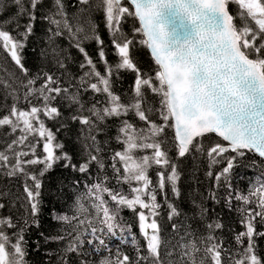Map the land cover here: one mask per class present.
Returning a JSON list of instances; mask_svg holds the SVG:
<instances>
[{"label":"snow or ice","instance_id":"1","mask_svg":"<svg viewBox=\"0 0 264 264\" xmlns=\"http://www.w3.org/2000/svg\"><path fill=\"white\" fill-rule=\"evenodd\" d=\"M42 3L44 0H10L9 6L16 12L0 19V48L10 54L23 77L15 72L8 73L7 80L0 77L4 99L12 100L10 108L7 104L0 107V111L8 108L0 116V128L7 127L10 134L20 133L0 150V175L24 177V214L15 219L0 215V264H31L25 233L33 226L40 227L43 177L58 165L85 175H90L93 165L98 170L96 180L85 182L84 190L74 196L70 215L53 210L52 219L63 225L60 233L40 234L45 243L63 244L61 264H69L73 254L79 264H264L256 244L257 238L264 237V231L256 227L257 223L264 224V0H76L79 7L71 14L65 0H51V9L40 17L48 24V47L41 50V56L50 57L53 65L66 70L65 61L70 57L58 43L64 38L83 57L79 64L82 74L70 77L67 86L46 71L30 75L23 63V50L34 35L36 10ZM230 4L237 6L236 12L230 13ZM4 10V0H0V17ZM95 12L103 13L117 56L115 64L107 60V45L93 19ZM21 18L27 21L23 25ZM128 19L138 20L132 38L123 31ZM9 25H14L16 35L7 30ZM21 27L23 31H19ZM138 34L142 38L137 44ZM93 41L103 73L84 46ZM141 46L150 49L154 74L143 72L133 55ZM121 71L135 77L128 103L113 91V77ZM89 91L93 97L104 96V100L86 106L81 94ZM149 95L159 98L158 107L149 102ZM57 99L73 109L67 118L54 106ZM21 102L28 108H20ZM130 114L142 122L141 126L126 119ZM154 114L160 123L151 119ZM41 117L58 121L57 132L69 127L66 121L79 124L74 141L79 145V164L73 163L65 144ZM112 119L119 121L114 139L123 145L111 156L117 188H109V177L101 175L108 165L97 139ZM167 129L174 131L171 148L165 147ZM209 134L227 143L217 142L205 149L203 139ZM29 136L34 142L26 144ZM172 148L176 159L169 155ZM193 152L206 153V176L214 178L215 188L227 189L225 206L237 213L244 229H230L236 249L226 247L217 237L216 233L224 229L219 217L205 223L206 232L200 234L192 224L178 222L182 214L168 202L169 190L173 196L180 195L178 161ZM249 154L259 161L252 160L247 167L260 174L240 191L232 186V173ZM221 164L224 167L214 173ZM33 166L39 167L30 171ZM152 169H156L155 181L149 175ZM125 184L127 192L123 190ZM158 195L168 207L167 219L174 234L168 239L161 235L158 217L163 206ZM209 199L219 202L215 190ZM192 203L203 221L209 210L195 200ZM4 208L0 202V210ZM125 209L136 213L139 238L123 221L121 212ZM114 240L119 241L115 246ZM122 246L131 247L135 259ZM92 255L98 259H85Z\"/></svg>","mask_w":264,"mask_h":264},{"label":"trees","instance_id":"2","mask_svg":"<svg viewBox=\"0 0 264 264\" xmlns=\"http://www.w3.org/2000/svg\"><path fill=\"white\" fill-rule=\"evenodd\" d=\"M67 5V11L69 14L77 11L79 7L76 3V0H65ZM5 10L3 11V17L0 19L11 16L16 12L15 7H11L10 0H4ZM51 9V0H44V3L38 6L36 10L37 20L34 27V35L28 39L27 45L23 50L24 60L23 63L26 68L29 69L30 75H35L37 72L46 71L52 74H55L57 77H60L64 86H67L69 83L70 77H78L81 75V69L79 64L82 62V55L75 49L70 48L68 41L64 38H60L58 43L67 49L66 55L70 58L65 61L66 70L58 69L55 65L51 63V59L44 58L41 56V50L48 47L47 45V29L48 24L40 19L43 15L46 14L48 10ZM230 13L237 11V6L230 4L229 5ZM93 19L98 25V32L101 38L104 40L105 45H107V60L109 63L115 64L117 62V56L114 54L113 48L111 46L109 33L104 25V17L102 12H95L93 14ZM25 18L20 19L21 25L26 23ZM236 23L239 24L240 21L236 20ZM138 26L137 20L128 19L123 23V31L128 34L129 38H132L133 28ZM14 25H9L7 30L16 35V32L13 30ZM19 31H23L21 27ZM142 38V34L136 36V42L138 44L139 39ZM86 51L89 55L96 61L97 68L101 73L105 71L103 64L100 63L97 57V47L95 42H89L85 45ZM133 55L138 58L139 67L143 72L154 74V61L150 58V55L146 49V46L138 47L133 50ZM15 72L16 76L23 79L20 74L19 69L11 60L10 54L4 49L0 48V77H3L5 80L9 79L8 73ZM134 74H131L126 71H121L118 76L113 77V91L121 96V100L124 103H128L130 97L133 95L132 85L134 82ZM39 84V82H38ZM75 90L74 88L72 89ZM4 89L0 88V107L4 104H7L8 108L12 105L11 98L7 100L4 99ZM82 99L85 101L86 106L94 103L95 101H103L104 96L96 94L93 97L91 91L87 93H82ZM148 100L154 106L159 105V98L153 95L148 96ZM34 104H38V101H33ZM66 101L61 102L60 99H57L54 102V106L58 107L59 110L63 113V117L67 118L73 109L66 107ZM20 108L27 109L28 105L24 102L19 104ZM8 108H4L3 111H0V116L7 113ZM87 114V113H85ZM46 127L51 129L57 136L59 141H62L65 144V151L69 152L73 156V163L79 164L81 162L79 145L75 143V138L78 135V123H72L71 121H66L69 125L67 129H60L57 132V129L60 127L58 121H53L45 117ZM128 119L131 123L136 126H141L140 121L134 116L129 115ZM152 120L160 123L157 115H152ZM119 121L112 119L107 121V126L104 131L101 132L97 139L101 142V146L104 149L102 156L106 161L108 167L104 170L103 174H106L109 177L107 186L109 188L120 187L116 183L115 176L111 169V156L114 151L120 150L123 145L116 142L114 137L116 136L117 125ZM20 133L16 132L10 134V130L7 127L0 128V150H4L7 144L11 143L13 139L19 136ZM165 136L168 140V144L165 147H172V138L173 131L172 129H167ZM34 142L33 137L29 136L28 141L25 143ZM217 142H221L218 138L213 135H208L203 139V146L205 149L210 148ZM23 147V146H21ZM19 150V149H17ZM37 154L39 155L42 152V142L40 146L36 149ZM147 154V153H145ZM169 155L176 159V150L172 148L169 152ZM229 155H232L229 153ZM30 157H25L28 159ZM252 160L259 159L256 156L249 154L245 161L240 164L239 167L233 169L232 173V186L234 189L240 191H245L250 184L251 180H254L256 175H259V170L253 171L251 168L247 167ZM178 171L180 173V180L177 183V187L180 191L179 197L173 196L171 191H168V202L175 204L181 212V216L178 218V222L192 224L193 228L197 230L198 233L204 234L206 232L204 224L209 221H214L217 217L220 218V221L224 225L222 231L216 233L217 237L221 238L224 241L226 247L230 249H236L237 245L233 240V232L230 229H234L235 232L243 231L244 229L239 224V217L235 211H229L224 203V197L227 195V189L224 187L215 188L214 178H209L206 176L208 171L207 167V156L206 153H195L181 158L179 161ZM39 166H33L29 169L34 171ZM223 164L216 166L213 171L218 172ZM98 175V170L95 165L90 168V175L80 174L78 172H73L71 169L63 168L62 166H56L55 169L49 172L45 177H43V185L41 189L42 194V210L39 215L40 227H31L25 233V240L27 241V249L29 255L27 259L31 264H61L59 252L63 247L62 243H45L44 237L46 236H55L58 235L63 227V225L52 219L53 210L57 213H68L70 212V207L73 204L74 196L84 190V184L93 183L96 180ZM153 181L156 180V169H152L149 173ZM79 181V185H76L74 182ZM31 183V181H29ZM24 177H8L0 175V202L5 204V208L0 210V215L4 217L11 216L15 219L19 215L24 214V209L21 207V204L24 202ZM123 190L128 191V186L123 185ZM215 190L219 198V202H214L209 199V194L211 191ZM105 199H109L107 194H105ZM158 202L163 206L160 209V216L158 217L159 222L163 231L161 235L168 239L171 238L174 234L171 232L170 223L167 219L168 207L164 198L160 195L157 196ZM195 200L197 205L203 204L205 208L209 211L206 218L202 221L198 216V209L193 205L192 201ZM112 207H115L114 203L110 202ZM139 211V209H137ZM124 223L131 225L132 231L136 233L139 238V229H138V218L136 213L131 210H123L121 212ZM177 222V221H174ZM257 230L264 231V224L257 223ZM14 231V230H12ZM43 233L44 237L40 234ZM37 242H39V250L37 251ZM119 241H112L113 246L118 244ZM141 243L143 240L141 239ZM258 253L260 257H264V237L257 238L256 240ZM123 250L133 259H135V252L129 246H122ZM90 261H96L98 257L95 255L85 257ZM69 264H79V258L74 254L69 257Z\"/></svg>","mask_w":264,"mask_h":264},{"label":"water","instance_id":"3","mask_svg":"<svg viewBox=\"0 0 264 264\" xmlns=\"http://www.w3.org/2000/svg\"><path fill=\"white\" fill-rule=\"evenodd\" d=\"M148 52H149V54H150V49H148ZM215 135V134H214ZM216 136V135H215ZM225 143H227V142H225Z\"/></svg>","mask_w":264,"mask_h":264}]
</instances>
